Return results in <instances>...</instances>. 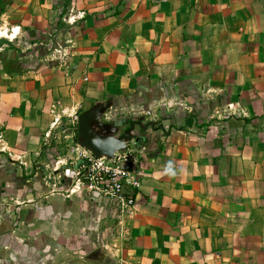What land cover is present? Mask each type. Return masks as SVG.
Here are the masks:
<instances>
[{"label":"crops","instance_id":"obj_1","mask_svg":"<svg viewBox=\"0 0 264 264\" xmlns=\"http://www.w3.org/2000/svg\"><path fill=\"white\" fill-rule=\"evenodd\" d=\"M7 5L33 44L66 39L60 67L50 52L0 69V264H264V0ZM94 109L101 135L135 124L124 149L98 157L138 154L131 215L73 190L92 149H42L63 121L79 138ZM39 154L56 187L20 174Z\"/></svg>","mask_w":264,"mask_h":264},{"label":"rangeland","instance_id":"obj_2","mask_svg":"<svg viewBox=\"0 0 264 264\" xmlns=\"http://www.w3.org/2000/svg\"><path fill=\"white\" fill-rule=\"evenodd\" d=\"M8 2H10V0H1L0 3V31H2L0 38V69L6 70L7 72L13 70L18 71L19 68L22 69L27 67L32 58H34L31 54L36 53V59H40L44 58L45 53L49 54L50 52L55 53L53 59L56 62L57 67H60L61 62L64 63L63 61L65 60L63 44L65 43L64 41L66 38L64 36L56 38L58 40L52 41V44L50 43V45L45 41L39 40L36 45L33 44L34 39L38 36L37 31L33 32V29L18 26L20 13L13 10L11 7H8ZM17 28L18 30H16ZM13 34L16 36H12ZM13 65H15L16 68H12ZM63 129H65V132H63ZM74 132H76V129L72 123L66 121L59 123L55 134L52 133L51 136L48 137L47 143L44 141L41 143L42 149H45L44 147H48L51 144L58 143L57 145H60V147L57 148L58 152L64 151L67 153V143L75 145L78 141L81 142V138H76ZM1 135L2 134L0 133V138L5 139V135ZM2 145L3 142L0 141V148ZM45 156L43 154L32 155L30 157L31 162H29V168L26 169L23 166V168L19 169V172L21 175L23 174L27 177H33L36 171H40V175H43L44 178L46 177L47 182H53L52 186L54 187V181L59 178H54L56 172H54L53 167H49L48 164L45 163ZM13 157L16 158V155H13ZM8 158H11V155ZM61 170L65 172L66 170H70V167H61ZM67 175L68 178H70V174L67 173ZM41 180L43 181V179Z\"/></svg>","mask_w":264,"mask_h":264},{"label":"built area","instance_id":"obj_3","mask_svg":"<svg viewBox=\"0 0 264 264\" xmlns=\"http://www.w3.org/2000/svg\"><path fill=\"white\" fill-rule=\"evenodd\" d=\"M135 151L118 152L114 158L84 156L76 164L73 190L90 191L117 203L121 216L135 212L134 191L141 186Z\"/></svg>","mask_w":264,"mask_h":264},{"label":"water","instance_id":"obj_4","mask_svg":"<svg viewBox=\"0 0 264 264\" xmlns=\"http://www.w3.org/2000/svg\"><path fill=\"white\" fill-rule=\"evenodd\" d=\"M99 109L84 112L79 118V135L82 138L81 143L92 149L95 156L106 155L113 157L114 152L124 149L129 141L132 140V131L135 124L131 126L120 136L101 135L95 127H102L103 123L99 119Z\"/></svg>","mask_w":264,"mask_h":264},{"label":"trees","instance_id":"obj_5","mask_svg":"<svg viewBox=\"0 0 264 264\" xmlns=\"http://www.w3.org/2000/svg\"><path fill=\"white\" fill-rule=\"evenodd\" d=\"M0 3H1V0H0ZM77 135H78V133H76V138H77ZM45 148V147H44Z\"/></svg>","mask_w":264,"mask_h":264},{"label":"clouds","instance_id":"obj_6","mask_svg":"<svg viewBox=\"0 0 264 264\" xmlns=\"http://www.w3.org/2000/svg\"><path fill=\"white\" fill-rule=\"evenodd\" d=\"M169 171H171V168H169Z\"/></svg>","mask_w":264,"mask_h":264},{"label":"bare ground","instance_id":"obj_7","mask_svg":"<svg viewBox=\"0 0 264 264\" xmlns=\"http://www.w3.org/2000/svg\"><path fill=\"white\" fill-rule=\"evenodd\" d=\"M0 35H1V33H0Z\"/></svg>","mask_w":264,"mask_h":264}]
</instances>
